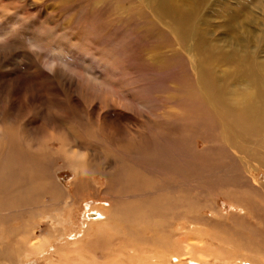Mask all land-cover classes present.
<instances>
[{
    "label": "rangeland",
    "instance_id": "1",
    "mask_svg": "<svg viewBox=\"0 0 264 264\" xmlns=\"http://www.w3.org/2000/svg\"><path fill=\"white\" fill-rule=\"evenodd\" d=\"M262 1L0 0V117L11 133L10 146L0 135L2 147L9 148L0 167L15 159V180L21 170L36 175L22 195H0V250L13 258L0 256V264H264V227L254 216L264 217V209L233 207L231 197L238 195L227 196L226 187L235 176L229 160L234 153L229 143L235 139L216 140L210 120L217 115L203 109L205 96L199 91L220 76L219 87L233 98L254 92L241 74L253 56L252 43L250 54L240 53L235 67L216 65V60L229 49L223 19L244 12L251 29L264 36ZM163 2L195 13L186 37L175 35L159 15ZM150 21L158 26L154 32L147 31ZM233 21L235 36L242 38L239 19ZM229 42L233 45L234 37ZM138 97L145 101L139 104ZM125 99L131 101L126 118L118 108L98 109ZM180 106L192 120H181ZM22 122L31 134L29 146L24 144L28 150L40 147L45 136L55 137L47 145L50 166L65 194L43 192L42 166L34 164L33 154L17 151L14 136ZM49 124H56L60 134ZM263 149L253 153L264 157ZM60 152L86 154L91 166L87 161L80 176L62 162ZM151 170L161 178L147 173ZM239 180L254 184L255 179ZM256 183L264 185V169ZM171 186L198 195H174L177 191L168 192ZM108 187L115 194L165 195L168 206L152 207L159 213L155 221L150 216L125 219L136 199L107 198ZM112 203L124 213L123 220L85 223L89 213ZM4 234L9 239L3 244ZM144 240L148 244L139 246ZM32 245L40 250L32 252Z\"/></svg>",
    "mask_w": 264,
    "mask_h": 264
},
{
    "label": "bare ground",
    "instance_id": "2",
    "mask_svg": "<svg viewBox=\"0 0 264 264\" xmlns=\"http://www.w3.org/2000/svg\"><path fill=\"white\" fill-rule=\"evenodd\" d=\"M202 1H207V0H202ZM262 2H264V0ZM163 3L165 5L163 6L162 9L158 11L159 15L167 19L168 28L175 35L178 36L180 34L182 37H186L187 26L191 22V18L193 17L195 13L192 12L191 14H189L185 12L183 8H179L175 5H168L165 2ZM243 13L244 12H241L236 15L233 14L228 18L224 17L226 18V19H223L224 21L222 20L223 22L221 23L220 27L222 26L223 30L226 31V34H227L226 43L228 42L227 46L229 47V49L228 50L226 49L224 52L219 54L220 57L216 60V63H217L216 65H219V66L231 65L232 67H235V63L238 62L240 53L245 51L248 54H250L249 47H250V44L252 43V55L253 56L249 63L248 62L244 63L245 67L243 70H241V74L243 78L246 80V82H249V84L251 83L253 85L254 92L251 94L241 93V99L233 98L229 95V89H227V92H226L224 91L222 86L219 87L220 76H215L212 82L208 81L206 83V89L199 88V91L205 96V99L203 101V104H204L203 109L205 111H208V109L212 110L211 113H215L217 115V118L210 120V123L214 125V132L217 137L216 140L224 139L225 141H227L232 138L235 139L229 143V150L234 151V153L230 155L229 160H231L234 163L235 167H231V168L234 169V171L232 172H234L235 176H234V179L231 180L233 181V184H232L233 187L231 185H228L226 187L228 188L226 189V191L228 192L227 196L228 195H238V197L236 196L237 198H234V199L231 197V199L233 200L232 202L234 205L233 207L237 208L238 210L240 209L242 211V210L255 209V210L262 211L264 209V185L257 184L256 178H258V174L260 173V171L264 169V157H263V154L261 153H253V152H256L257 150H259L260 148L264 146V48L262 44V42L264 41V36H261L259 33H255L254 30L251 29L253 28L250 26L252 23L249 20L246 21L245 18L243 19L242 17V15H244ZM144 18L148 19V17H145V16ZM237 18L239 19V22L241 25V35L244 40L240 36L239 38H237L234 34V30L236 28L237 23H235L233 20ZM199 22H202V20H200ZM229 23H231L230 27H228ZM150 25L151 26L147 29L148 32H154L158 28V26L154 24L152 21H150ZM245 26L249 28L248 31L245 30L244 28ZM200 29L202 30L204 28L200 27ZM242 29H244V32H242ZM148 32H146L147 35H149ZM231 37H234L235 42L233 45L229 42V39ZM261 38L263 40H260ZM259 40L261 41V44H259ZM238 41L241 43H238ZM191 60H193V57L190 56V61ZM37 68L41 73L44 72L42 71L43 67H39V65H37ZM195 72L196 73L199 72L198 67ZM52 80L56 81V79H52ZM201 85L202 83L200 82L199 86ZM210 91L214 92V97L212 98L209 97ZM137 101L140 104L144 102L145 99L138 97ZM115 102L114 101H112L111 103L108 102L110 104H108L105 107L98 108V109L104 110L108 106H111L112 108H115V109L118 108L123 111L122 116L126 118V116H128V112L126 111L129 110L131 101L128 99H125V101H121V103H118V101H115ZM183 113H184V109L180 106L179 114H180L181 120L185 121V118L192 120L191 116H187L186 114H183ZM205 121L207 122L206 119ZM20 125L21 126H19L20 127L19 132H17L14 136L16 138L15 141L18 143V145H16L15 147L19 148V150L17 151L20 152L22 156L26 154L28 155L29 153L33 154L31 158L34 161V164L42 166V170L44 171V173L42 172L43 180H44L43 184H45V190H43V192L50 194V195L65 194L66 192H64V189L62 188V186L57 185L56 182L54 181V179H56L53 175L54 169H51V166H50L52 155H50L51 149H49L47 145L51 141H53L55 137L45 136L39 140L41 144H38V145L36 144L37 146H40V147H36L35 148L36 150H34L33 147H30V149L28 150V147H26L25 145L29 146L28 142L30 139H28V136L31 134H26V127L23 126V122ZM53 125H56V124H49V127L51 128V130H55L56 132H58L56 127H54ZM7 129H8L7 123L5 122L4 116H2L0 117V135H1V139L3 140V143L5 142L7 145H9L8 137L11 135V133ZM32 141H34V138L31 139L30 145ZM235 141H237L238 143H236ZM7 149L9 148L6 147V145L2 147V145L0 144V164H1V159H7V156H6ZM236 153L240 155V159L242 161L240 165H238ZM73 154L71 157H67V156H64V153L62 152L58 153V155H61L62 162L65 165L67 164L71 165L75 173H78L81 176L85 171H87V167H88L87 161L90 166H91L92 161H89V156L86 154L76 153V152L75 153L73 152ZM8 161H9L8 166L6 165L5 167L3 166L2 170L0 167V195L1 196L22 195L26 188L25 184L28 182L30 178L34 179L36 175H34V173H26V171L21 170L22 172L21 178H18L19 181H17L15 180L17 172L15 169L12 168L13 164L16 163L15 159H10V160L8 159ZM151 171H152L151 173L149 171L147 173L150 175L152 174L155 178H159L161 176L156 170H151ZM245 177L255 179L254 184L245 183L243 180H239V178H245ZM242 184H245L248 189L243 190L241 188ZM170 191H177V194L174 193V195H189V196L198 195L195 191L186 189L184 187H181L180 189H176L175 187L171 186L168 192ZM114 192H116L114 187H108L107 192L104 195L107 198H109V195H128L126 197L122 196L121 198L127 199L128 197H131V198L136 199V202L131 201L130 202L131 206L130 207L128 206L129 208H134V211L130 210L128 212L130 215L128 216L126 215L127 218L125 219H133V218H141L142 216H150L155 221V218L157 217L159 213L153 210L152 207L156 206L157 208H164L165 206H168L165 195H156L155 197L154 196L152 197V195H147L146 193H141V192L132 191V190L131 192L125 191L124 193H122V191L121 192L117 191L116 194ZM147 196H151V197H147ZM20 198L21 197H19V199ZM118 198L120 199V196ZM181 199L183 201L189 200L188 197L186 198L182 197ZM3 202H4V199H2L1 203ZM116 204L112 203V206H109V207L101 206L98 211L96 212L92 211L93 214H90V213L88 214V216L86 217L85 223L86 224L95 223V222H98L104 219L105 220H109V219L116 220L117 218H120L123 220V217L125 215L124 213L123 215H120L121 212L116 210L115 208V207H118ZM122 206L124 207V205ZM112 210L115 212V214L112 213ZM160 214L165 215L163 209L161 210ZM254 216L255 217L258 216L260 218L261 223L263 224V227H264V217H262L260 213H256ZM144 221L147 223L149 221V217H145ZM200 224L202 223L200 222ZM5 234L3 235L2 240H1L3 244L5 243L4 242L5 239H9L5 237ZM131 237L134 240V242H136L135 239L137 238L135 237V235L134 236L131 235ZM141 242L142 243H140L139 246L148 244V241L145 242V240ZM231 249L235 253H237L238 251L237 247L233 245ZM39 250L40 248L37 245L31 246L32 252L33 251L37 252ZM6 251L7 250H4L2 252V249H1L0 256L5 257L6 259L12 260L13 258ZM262 251H264V249ZM246 255H249V253H246ZM170 257L179 259L177 255H174V254L170 255ZM145 258L146 257L143 256V260L141 259L142 260L141 263H144ZM197 261H200V260H195V262ZM252 264H254V262Z\"/></svg>",
    "mask_w": 264,
    "mask_h": 264
}]
</instances>
